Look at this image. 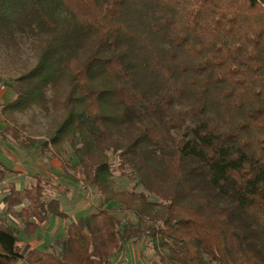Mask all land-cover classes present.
Instances as JSON below:
<instances>
[{
  "label": "trees",
  "instance_id": "trees-1",
  "mask_svg": "<svg viewBox=\"0 0 264 264\" xmlns=\"http://www.w3.org/2000/svg\"><path fill=\"white\" fill-rule=\"evenodd\" d=\"M0 59V137L115 205L32 248L21 234L67 214L40 175L5 183L0 264H114L138 241L145 264H264V0H0ZM36 110L44 139L17 120ZM17 174L0 157V182Z\"/></svg>",
  "mask_w": 264,
  "mask_h": 264
},
{
  "label": "rangeland",
  "instance_id": "rangeland-1",
  "mask_svg": "<svg viewBox=\"0 0 264 264\" xmlns=\"http://www.w3.org/2000/svg\"><path fill=\"white\" fill-rule=\"evenodd\" d=\"M16 75L15 68L11 65L4 66L0 59V77L8 78ZM13 90L0 88V102L11 100L14 96ZM18 123L25 124V134L36 138H46L47 130L51 123V117L39 111H30L25 114L17 115ZM3 127V121L0 117V129ZM0 157L9 167L16 170L23 169V172L11 176L8 175L3 182H0V192L5 183L14 182L17 188L28 186L35 179V174L49 175L50 187L55 192V198L61 201L62 207L67 214L66 218H59L56 225H60L53 229L51 218L48 222L40 225V228L33 235L21 234L20 239L22 244L33 246L40 244L39 249H44L47 244L56 237L65 235L66 225L77 220L79 217L87 215L101 208L114 209L113 203L104 202L102 198L93 189L82 186L81 178L72 170V164L69 165L58 159H53L49 153H41L37 146H31L29 149L18 148L12 141L4 140L0 137ZM52 162L55 163L53 166ZM74 162V160H73ZM71 162V163H73ZM48 167V168H47ZM55 167L59 170H53ZM50 168V170H49ZM46 169L48 171H46ZM51 173V174H50ZM41 176V175H40ZM114 182L117 188L142 190L140 186H136L134 181L126 178L114 177ZM1 202V200H0ZM1 209V203H0ZM69 214V215H68ZM120 216V215H119ZM54 218V220H55ZM53 219V218H52ZM12 223L18 226L17 220L12 219ZM38 244V245H39ZM156 258L155 251L151 244L143 241L130 243L126 246L125 252L118 254L114 259V264H145L150 263ZM19 264H26L21 262Z\"/></svg>",
  "mask_w": 264,
  "mask_h": 264
},
{
  "label": "crops",
  "instance_id": "crops-1",
  "mask_svg": "<svg viewBox=\"0 0 264 264\" xmlns=\"http://www.w3.org/2000/svg\"><path fill=\"white\" fill-rule=\"evenodd\" d=\"M15 96V95H14ZM14 96L11 98V99H13L14 98ZM53 159H55V158H53ZM57 159V158H56ZM58 161H60L59 159H58ZM52 164H53V166H55V163L54 162H52ZM48 168V167H47ZM52 168H54L53 170H55V171H57V170H59V169H57V168H55V167H52ZM15 169V168H14ZM16 170V169H15ZM49 170H50V168H49ZM17 171H19V172H23V169H19V170H17ZM46 171H48L47 169H46ZM46 173H45V171H44V175H45ZM51 174V173H50ZM39 175H41V177L43 178V179H49V175H47V177L46 176H44L43 174H39ZM50 180V179H49ZM69 215V214H68ZM53 218V219H52ZM50 220H51V227L54 229L55 228V226H59L60 225V222H59V224L58 225H56V222L59 220V219H57V218H55V217H52ZM54 218H55V220H54ZM49 220V221H50ZM74 221V220H73ZM76 221V220H75ZM48 222V221H47ZM39 244V243H38ZM38 244H35V245H33V246H31L32 248H38V246H40V244L38 245Z\"/></svg>",
  "mask_w": 264,
  "mask_h": 264
}]
</instances>
